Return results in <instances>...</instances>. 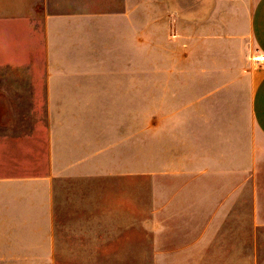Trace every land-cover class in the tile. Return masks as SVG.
Wrapping results in <instances>:
<instances>
[{
  "label": "crops",
  "instance_id": "crops-1",
  "mask_svg": "<svg viewBox=\"0 0 264 264\" xmlns=\"http://www.w3.org/2000/svg\"><path fill=\"white\" fill-rule=\"evenodd\" d=\"M138 1L0 0V227H6L0 232L15 234L18 242L9 256L17 260L10 263H63L55 239L56 181L101 171L97 155L119 127L114 121L126 126L127 145L133 138L128 106L138 17L158 24L169 10L177 51L183 57L189 46L191 55L190 66L177 65L175 72L190 73L191 89L231 93L192 96L189 112L176 110V119L191 121V154L174 162L182 185L200 176L221 184L224 196L214 199L213 218L248 179L257 184L260 178L264 61L255 58L264 54V0H256L244 18L231 11L216 17L217 3L234 0ZM246 89L241 99L237 91ZM185 211L181 215L193 216L192 208ZM170 229L160 226L162 241L168 234L160 248L215 246L225 233L208 224Z\"/></svg>",
  "mask_w": 264,
  "mask_h": 264
},
{
  "label": "rangeland",
  "instance_id": "rangeland-1",
  "mask_svg": "<svg viewBox=\"0 0 264 264\" xmlns=\"http://www.w3.org/2000/svg\"><path fill=\"white\" fill-rule=\"evenodd\" d=\"M234 1L217 3L216 17L231 11L244 18L256 0ZM171 17L167 10L166 22L151 25L136 18L133 100L128 106L134 134L129 144L126 126L122 130L120 120L114 121L119 127L110 130V143L104 142L103 153L97 155L101 171L84 177L71 175L55 183V239L63 261L58 264H170V260L178 264H264V168L257 170V184L248 179L213 218L214 199L218 202L224 196L221 184H208L200 176L184 187L183 175L175 174L174 162L191 154L190 118L176 119L175 112H187L192 96H206L213 90L191 89L190 73L175 72L177 65L190 66L191 55L189 46L184 47L183 57L177 51L179 36ZM188 28L183 25V30ZM214 91L217 96L231 95L222 88ZM237 93L243 99L248 89ZM176 101L183 103L175 105ZM239 107L242 111L243 105ZM183 198H187L186 207ZM185 208H192L193 216L181 215ZM206 224L225 232L215 246L160 248L168 235L163 234L161 240L160 226L202 229ZM14 237L0 232V264H22L8 262L17 260L9 257L16 254ZM186 260L191 261L183 263Z\"/></svg>",
  "mask_w": 264,
  "mask_h": 264
},
{
  "label": "built area",
  "instance_id": "built-area-1",
  "mask_svg": "<svg viewBox=\"0 0 264 264\" xmlns=\"http://www.w3.org/2000/svg\"><path fill=\"white\" fill-rule=\"evenodd\" d=\"M255 60L256 61H264V54H261V55H258V56H256V58H255Z\"/></svg>",
  "mask_w": 264,
  "mask_h": 264
}]
</instances>
